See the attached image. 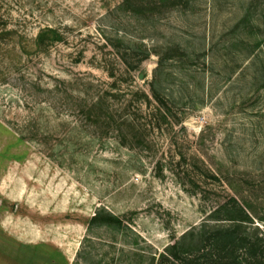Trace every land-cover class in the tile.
I'll list each match as a JSON object with an SVG mask.
<instances>
[{
	"label": "rangeland",
	"instance_id": "374dc122",
	"mask_svg": "<svg viewBox=\"0 0 264 264\" xmlns=\"http://www.w3.org/2000/svg\"><path fill=\"white\" fill-rule=\"evenodd\" d=\"M123 1L0 0V264H135L230 198L264 242V0H192L151 21ZM122 37L187 53L160 77L166 121L158 57L127 72L108 41ZM103 97L129 116L125 139L88 117ZM99 208L132 234L88 231Z\"/></svg>",
	"mask_w": 264,
	"mask_h": 264
},
{
	"label": "trees",
	"instance_id": "16d2710c",
	"mask_svg": "<svg viewBox=\"0 0 264 264\" xmlns=\"http://www.w3.org/2000/svg\"><path fill=\"white\" fill-rule=\"evenodd\" d=\"M192 0H124L117 8L123 14L145 21L154 20L167 12L181 10L183 12L191 8ZM53 34L57 39V33L53 30L43 32L38 37V43L44 44L47 35ZM110 45L118 51L127 72L137 70L140 63L147 60L152 54L158 57L157 67L154 70V78L150 82L151 96L158 104L159 118L166 121L170 115L167 101L163 94L161 74L166 70L168 61L187 58V53L180 46H170L163 51L148 48L141 40L126 41L120 39L108 40ZM127 45L124 46L125 43ZM113 87L116 88L114 82ZM112 98H120L119 94H110ZM137 98L142 97L149 102L145 93H136ZM106 99L100 98L90 109L88 117L96 120L102 117L106 119L107 128L116 127L121 134L122 126L129 125L124 114L113 110ZM105 112L102 113L101 108ZM96 110L100 111L99 113ZM126 112V111H125ZM101 113V114H100ZM126 115V114H125ZM122 139L125 136L121 134ZM263 221V220H262ZM252 223L247 211L235 198H230L226 203L218 206L209 215L206 221L184 232L179 238L174 239L165 246L161 252L150 254H135L138 262L135 264H264V242L258 235L249 234L246 224ZM107 229L126 237L132 230L119 215L109 212L105 208H99L90 218L87 230ZM128 246L139 247V242H126ZM123 253V250H121Z\"/></svg>",
	"mask_w": 264,
	"mask_h": 264
}]
</instances>
